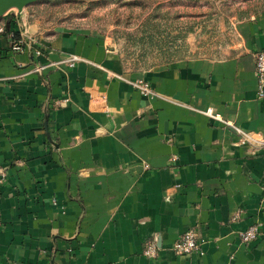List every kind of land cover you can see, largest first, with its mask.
Wrapping results in <instances>:
<instances>
[{
	"label": "crops",
	"instance_id": "obj_1",
	"mask_svg": "<svg viewBox=\"0 0 264 264\" xmlns=\"http://www.w3.org/2000/svg\"><path fill=\"white\" fill-rule=\"evenodd\" d=\"M28 14L0 17V264H264V146L206 115L264 142V11L238 23L231 58L145 73L126 72L102 37L49 33ZM24 32L37 45L14 52ZM189 230L200 250L177 257Z\"/></svg>",
	"mask_w": 264,
	"mask_h": 264
},
{
	"label": "rangeland",
	"instance_id": "obj_2",
	"mask_svg": "<svg viewBox=\"0 0 264 264\" xmlns=\"http://www.w3.org/2000/svg\"><path fill=\"white\" fill-rule=\"evenodd\" d=\"M25 10L49 33L61 28L102 37L126 72L145 73L236 55L238 23L263 12L264 0H40Z\"/></svg>",
	"mask_w": 264,
	"mask_h": 264
},
{
	"label": "built area",
	"instance_id": "obj_3",
	"mask_svg": "<svg viewBox=\"0 0 264 264\" xmlns=\"http://www.w3.org/2000/svg\"><path fill=\"white\" fill-rule=\"evenodd\" d=\"M6 33L5 27H0V37ZM13 45L12 50L14 52H24L28 47L32 48L37 45V41L28 38L27 32H24L20 35L19 39L15 38V35H12ZM36 53L42 55V50L36 48ZM80 58L76 55H71L67 58L66 63L68 67L73 68L76 66ZM255 73L258 82L257 95L258 99H264V50L259 51L255 55ZM133 87L138 90L142 96L145 98H154L157 96L155 90L151 84L144 80H137L132 82ZM206 115L214 120L222 122L225 126L230 127L235 134L240 138L242 144H254L259 143V145L264 146V142L254 140L249 134H247L242 128L230 121H224L218 114L212 109H209L206 112ZM5 177V174L2 175V179ZM259 234V229L257 226L250 227L247 231L242 234V240L244 243H251L257 239ZM200 250L199 237L196 231L189 230L184 233L174 244L170 247V251L177 257H188L193 253ZM160 251V246L157 239H153L147 243L144 255L148 258H156Z\"/></svg>",
	"mask_w": 264,
	"mask_h": 264
},
{
	"label": "water",
	"instance_id": "obj_4",
	"mask_svg": "<svg viewBox=\"0 0 264 264\" xmlns=\"http://www.w3.org/2000/svg\"><path fill=\"white\" fill-rule=\"evenodd\" d=\"M38 1L40 0H0V17L15 9L23 12L27 6Z\"/></svg>",
	"mask_w": 264,
	"mask_h": 264
}]
</instances>
